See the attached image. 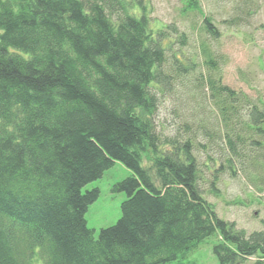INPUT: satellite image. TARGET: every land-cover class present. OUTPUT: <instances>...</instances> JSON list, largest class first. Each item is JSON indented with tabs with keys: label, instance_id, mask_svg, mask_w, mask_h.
<instances>
[{
	"label": "trees",
	"instance_id": "1",
	"mask_svg": "<svg viewBox=\"0 0 264 264\" xmlns=\"http://www.w3.org/2000/svg\"><path fill=\"white\" fill-rule=\"evenodd\" d=\"M147 6L0 0V264H169L209 238L218 264H264V231L237 228L204 199L192 143L159 137L152 89L169 76L168 59L176 71L192 62L186 34L155 26ZM182 12L217 35L197 0ZM208 88L222 107L240 102L220 78ZM249 105L245 124L264 133V104ZM114 162L131 172L112 187L126 199L95 236L85 213L99 191L82 188Z\"/></svg>",
	"mask_w": 264,
	"mask_h": 264
},
{
	"label": "rangeland",
	"instance_id": "2",
	"mask_svg": "<svg viewBox=\"0 0 264 264\" xmlns=\"http://www.w3.org/2000/svg\"><path fill=\"white\" fill-rule=\"evenodd\" d=\"M143 2L148 4L155 26L176 25L186 34L183 61L192 62L186 70L176 71L168 59L165 72L169 76L152 89L159 137L192 143L203 197L221 219L246 232L264 231V133L259 132L260 136L245 124L249 123V103L260 109L264 104V0H197L203 15L211 19L216 36L201 29L202 16L182 12L186 0ZM204 49L214 61L212 66L205 64ZM209 78H220L224 86L240 94V102L222 107V97L211 96ZM227 136L238 155L228 150ZM225 158H232L234 173ZM129 176L125 166L114 162L99 179L82 188L83 193L99 191L85 213L86 225L95 236L120 218L126 195L113 192L112 187ZM214 243L209 238L186 258L169 264H218L212 253ZM36 264H43L38 257Z\"/></svg>",
	"mask_w": 264,
	"mask_h": 264
}]
</instances>
